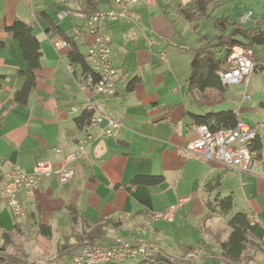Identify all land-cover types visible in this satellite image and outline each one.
<instances>
[{
    "label": "crops",
    "instance_id": "0c3cea01",
    "mask_svg": "<svg viewBox=\"0 0 264 264\" xmlns=\"http://www.w3.org/2000/svg\"><path fill=\"white\" fill-rule=\"evenodd\" d=\"M97 1L98 12L116 10L114 0ZM196 1L157 0L154 6L137 3L130 6L126 18L101 25L111 38V60L118 72L116 94L102 97L91 89L81 91L82 70L69 64L65 50L54 48L52 39L61 38L60 34L43 16L57 20L61 9H70L71 21L57 20V25L76 37L86 55L94 36L88 22L76 14L85 9L83 0L66 7L59 0H0L2 174H8L15 164L30 173L41 160L59 166L84 136L76 119L89 101L97 114L115 116L122 124L116 137H102L97 129L92 132L91 144L75 162L72 181L61 185L59 178L53 177L43 180L30 194L21 191L25 217L16 218L10 207L0 204V235L13 233L9 253L21 237L19 249L28 262L57 264L59 244L79 248L92 245L89 237H93V245L104 247L120 239L158 247L162 259L152 264H222L218 255L220 244L231 232L228 220L244 212L257 225L259 238L255 241L263 246L254 264H264V118L248 117V113L264 110V95L254 101L244 98L234 110L240 121L258 132L262 148L255 153L258 162L254 170L227 168L187 150V144L197 138L190 130L197 125L192 114L220 112L215 108L227 101V94L217 102L191 95L188 80L193 50L203 36L214 40L219 35L215 24L221 18L242 23V17L251 12V27L261 24L264 28V0H221L218 7L209 5L204 17L190 23L179 10L192 9ZM16 20L33 27L42 53L39 78L26 104L14 99L30 72L20 42L6 31ZM205 21H212L215 35L201 32ZM189 35L197 36V47L176 42L183 43ZM185 52L192 55L186 76V69H178L177 61L170 60L173 53ZM256 63L264 70V62L257 58ZM134 78L138 81L131 90L128 85ZM146 179L155 180L147 183ZM229 196L233 210L222 214L218 200ZM182 199L186 201L177 208L174 220L163 219ZM67 206L76 207V220L66 212ZM41 225L51 227V238L41 235ZM4 243L5 239H0V247ZM71 257L65 258L70 264ZM141 263L131 260L122 264Z\"/></svg>",
    "mask_w": 264,
    "mask_h": 264
},
{
    "label": "built area",
    "instance_id": "2783aa9c",
    "mask_svg": "<svg viewBox=\"0 0 264 264\" xmlns=\"http://www.w3.org/2000/svg\"><path fill=\"white\" fill-rule=\"evenodd\" d=\"M76 0H59L65 7ZM157 0H114L116 10L97 12L91 16L76 13L88 22L89 32L94 36V42L86 54V59L92 72L79 84L81 91L91 89L96 95L113 97L117 92V69L111 60V38L104 32L101 25L104 22H114L126 18L130 6L143 3L154 6ZM68 8H63L57 14V20H63L72 15ZM252 17V13L245 14L241 21L245 24ZM54 48L58 51L68 50L71 46L66 40L59 37L52 39ZM227 64L229 70L220 72L225 84H242L245 88V100H250L248 93L249 80L257 68L254 52L251 49L235 47L230 53ZM89 108L96 109L91 101ZM76 112V109H73ZM99 130L105 138L116 137L122 129V124L115 116L95 114L93 119L83 127L84 136L77 141L76 150L67 153L59 166L48 161H38L32 172H25L15 164L11 171L3 175L0 170V204L12 209L16 218L25 217L20 192L27 194L36 190L46 179L58 177L60 184L72 181L76 176L75 162L86 152L93 140L92 132ZM190 130L196 133L197 138L187 144V150L206 160L220 163L224 167L238 169L243 172L252 171L257 165L256 154L251 150L253 141L258 132L250 125L239 120L237 126L231 129L212 131L207 126L192 125ZM186 199H182L178 206L171 207L164 215L166 221H173L177 208ZM149 225V222H146ZM163 251L149 247L143 243L120 239L111 247L101 245H85L76 248L71 264H122L127 261H150L162 256Z\"/></svg>",
    "mask_w": 264,
    "mask_h": 264
},
{
    "label": "trees",
    "instance_id": "16d2710c",
    "mask_svg": "<svg viewBox=\"0 0 264 264\" xmlns=\"http://www.w3.org/2000/svg\"><path fill=\"white\" fill-rule=\"evenodd\" d=\"M85 9L80 13L91 16L96 14L99 2L97 0H83ZM221 0H197L192 9L184 8L179 10L181 17L188 22L193 23L200 20L206 15L209 5L218 7ZM45 20L50 24V28L57 30L60 37L70 43V48L66 50L67 58L71 66H79L82 70L83 78L92 69L86 59V55L81 52L76 37H70L60 27L58 21L51 19L47 14L43 13ZM50 20V21H49ZM219 35L214 40L203 36L200 39V46L193 50V60L191 63L192 73L188 80L189 91L192 96L205 98L211 102H217L225 98L228 85L225 84L220 77V72H227L229 66L227 59L235 47H243L251 49L254 52L255 46H264V28L259 24L255 27L245 28L243 23L231 22L228 19H218L215 24ZM7 32L13 33L15 38L20 42L21 50L24 58L30 65V72L23 88L15 94V101L20 104H26L31 91L35 88L38 80V72L41 70V45L34 34L33 27L23 21L16 20L13 25L6 28ZM259 68V67H258ZM256 68V69H258ZM261 68V67H260ZM263 70V69H262ZM264 71V70H263ZM138 78H134L129 83V89H133ZM2 88V77L0 76V91ZM264 107V102L262 103ZM96 114V109L87 108L76 119L78 127L88 124ZM192 119L199 126H207L212 131L220 129L235 128L239 122V117L234 110H226L220 112H212L206 115H193ZM251 150L254 153L260 152L262 145L258 141V137L253 141ZM155 180V179H153ZM146 179L147 183L153 182ZM218 206L222 214H229L233 210L232 196L218 200ZM66 212L76 220L78 211L74 206H67ZM228 226L231 230L227 241L220 244V253L218 257L222 264H254L255 259L263 251L261 243L256 242L259 238L258 227L251 222L248 215L244 212L235 213L228 220ZM40 233L45 238L52 237V229L50 226L41 225ZM12 231L2 233L0 239H5V243L0 247V264H29L28 258L23 252L16 254L9 253L7 246L12 243ZM91 238L93 244L94 238ZM68 245L59 244L58 262L72 256L76 248H67ZM214 254V253H213ZM161 256L151 259L150 261H142L141 264H152L161 260ZM170 262V260L168 259Z\"/></svg>",
    "mask_w": 264,
    "mask_h": 264
},
{
    "label": "rangeland",
    "instance_id": "374dc122",
    "mask_svg": "<svg viewBox=\"0 0 264 264\" xmlns=\"http://www.w3.org/2000/svg\"><path fill=\"white\" fill-rule=\"evenodd\" d=\"M62 21H71V18L66 17ZM62 21H60V23H62ZM185 23H187V22H185ZM252 25L253 24H252L251 20H248L244 24V26L246 28L251 27ZM200 30L203 33L215 35V31H214L213 26H212V21L202 22ZM184 37H186V34L184 35ZM189 38H191V39H189ZM193 40H195L196 42H193ZM176 42L181 43L180 46H184L187 42L189 44H192L191 46H193V47L198 46L197 36L195 37L194 35H191V36L189 35L186 38V41H184L183 43L181 40H176ZM178 43H175V44H178ZM83 50L85 51V48H83ZM254 51H255L256 59L258 58L259 61L264 62V46H255ZM159 58H161V57H159ZM191 59H192V55L187 54L185 52L184 54L183 53L182 54L173 53L170 60H171V62L177 61L178 69H186V71H185V76H186L187 74H189V71H190ZM160 61H161V59H159V63L157 64V67H160V64H161ZM248 93L251 96V101L256 100L259 94L264 95V71L260 67L258 69H256L255 72L250 77ZM226 94H227V101L224 102L223 104L219 105L218 107H216L215 109L217 111L237 110L239 104L242 101H244V95H245L244 85H228V90H227ZM248 117L250 120L262 119V118H264V110H260L258 112H253L252 115L248 113ZM20 243H21V237H19L18 240L14 242L13 249H10V252H13L12 254H16V253L21 252V250L19 249ZM144 245H146V244H144ZM146 246H148V245H146ZM149 247H151V246H149ZM154 248H158V247H154ZM158 249H160V248H158ZM64 260H61V262H58V263L56 262L57 261L56 260L54 263H57V264L61 263L62 264L64 262L63 264H70L69 261L67 262V260L65 258H64ZM28 263L31 264L30 262H28Z\"/></svg>",
    "mask_w": 264,
    "mask_h": 264
}]
</instances>
